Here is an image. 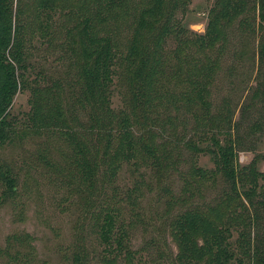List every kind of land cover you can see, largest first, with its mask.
I'll return each mask as SVG.
<instances>
[{
	"label": "rangeland",
	"instance_id": "rangeland-1",
	"mask_svg": "<svg viewBox=\"0 0 264 264\" xmlns=\"http://www.w3.org/2000/svg\"><path fill=\"white\" fill-rule=\"evenodd\" d=\"M153 1L18 0L16 7L14 0L13 27L21 30L15 38L26 68L11 102L12 130L0 145V171L14 186L10 193L0 176V264H185L174 226L187 211L203 215L205 227H231L240 260L232 264H252L251 250L264 249L258 202L264 178L258 177L263 187L252 206L231 190L206 151L212 137L219 143L230 137L238 167L264 173V136L253 127L264 113L260 89L252 96L262 77L256 75L259 35L239 24H252L254 0H242L243 12L225 21L213 19L212 9L226 0H182L176 9L164 0L151 14ZM170 14L169 24L191 40L186 57L171 55L174 38L158 41ZM211 19L217 35L200 47L193 38L207 33ZM102 38L114 53L104 105L91 96L86 76L95 58L107 55ZM143 87L149 101L142 111L136 96ZM121 116L132 134L131 156ZM103 122L110 123L105 130ZM143 143L155 148L156 159ZM107 212L116 217L111 237L122 249L101 239ZM202 237L196 235L198 245ZM208 258L206 252L192 264Z\"/></svg>",
	"mask_w": 264,
	"mask_h": 264
},
{
	"label": "trees",
	"instance_id": "trees-1",
	"mask_svg": "<svg viewBox=\"0 0 264 264\" xmlns=\"http://www.w3.org/2000/svg\"><path fill=\"white\" fill-rule=\"evenodd\" d=\"M17 1L18 0H16V7ZM163 1L164 0H154L152 6L147 11L151 14H158L161 10ZM173 1V7L175 9L183 5L182 0ZM13 7L14 0H0V145L9 138L12 130V117L10 116L11 102L13 95L20 89L21 82H24L23 74L25 73L24 71L26 68L24 57L19 49L20 40L15 38V32L19 33L21 30H17L13 27V16H15L16 13H14ZM243 7L244 3L242 0H226L225 3H222L217 8L218 11L212 9V11H214L213 19L218 18L222 21L229 20L233 15L239 14ZM252 7H256L258 11L257 15L255 14L256 11L253 12L252 24L250 23V20H240L239 24L240 26L245 27V29L253 28V33L257 32L259 35L256 46L258 68L256 75L257 77H262L260 80H258V78L256 79V86L252 96L254 97L256 95V90L260 89V95L258 97H260L259 100L261 101V106L264 111V0H254ZM50 8L51 6L49 2L45 1L42 7L44 14H47V11L50 10ZM173 15L170 14L168 20H166V22L160 27L157 38L158 41L165 40L168 37L174 38L178 41L176 45L177 49H174L176 52H172L171 55L176 57L181 53L182 56L184 55L186 57L187 55L183 52L187 48L188 41L190 42L191 40H183L181 38L184 35L183 29L177 27L176 24H169V19H172ZM213 19H211L208 24L206 34L197 37L195 35L193 38V41L195 40L198 42L200 47H206L211 44L213 39H215V35H217L216 29L213 27ZM144 24L145 22L142 21L141 25L143 26ZM102 40L105 43L104 48L107 55L103 57L97 56L94 60L93 69L90 72H86V76L89 79V83L93 85V94L91 96H96L98 98L97 103L104 105L109 101V86L113 80L112 66L114 53L110 51L111 45L108 39L102 38ZM207 69L210 70L211 68L208 66ZM202 70L203 68L197 71L200 74ZM210 78L211 75L207 74L205 83L208 82ZM194 84L195 87H198L197 81L194 82ZM199 90L198 93H201ZM136 98L137 108L143 111L145 102L149 101V95H147L144 87L138 91ZM107 112H110L108 106ZM109 116L111 115L108 114V117ZM259 120L258 123H253V127L261 129L260 131L264 136V113L263 118ZM119 123L121 124V138L124 139V142L127 145L128 151L126 152V155L128 156L131 154L133 148L132 134L128 128L125 116L120 117ZM102 124V129L105 130L106 126L110 123L103 122ZM211 141L212 146L206 148V151L212 155L214 163L218 167L217 170L222 172L226 183L231 185V190L235 191L239 196L242 195L246 198L248 204L253 206L255 195L259 189L263 187V185H260V188H258V177L262 176V178H264V173L254 170L253 165H248L249 167H252L248 172H245L247 167H238L234 160V150L236 147L234 141L230 137L226 138L224 143H219L214 137H212ZM141 146L151 158H157L153 146L144 143ZM3 172L4 171H0L2 181L5 183L9 192L13 193V180ZM83 172L85 180L89 178L91 181L92 171L85 169ZM246 176L249 177V182L246 181ZM258 202L264 207V201ZM254 215L256 214L254 213ZM204 218L205 217L197 211H187L179 215L174 226V235L180 248L179 258L185 264H192L195 259H199L207 252L209 253L208 264H232L233 260H239L237 256L235 257V253L229 241L231 227L228 225H221L216 228L205 227ZM115 221V215L107 212L100 226V235L102 241L106 244H109L110 241H114L116 243V248L122 249L124 248V245L121 240L117 237H111L115 228ZM121 232L122 236H124L122 230ZM260 233L264 234V227L261 229ZM197 234H202L203 236L201 245H198L196 241ZM257 240H259L258 235L256 237V241ZM249 259L252 264H264V249L259 246L254 247L249 253Z\"/></svg>",
	"mask_w": 264,
	"mask_h": 264
}]
</instances>
